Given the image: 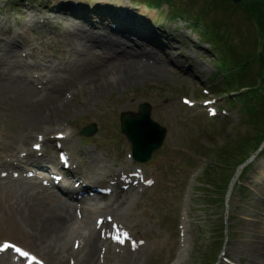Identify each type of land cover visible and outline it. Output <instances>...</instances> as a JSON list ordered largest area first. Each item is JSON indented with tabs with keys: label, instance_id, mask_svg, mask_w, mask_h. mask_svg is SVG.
Listing matches in <instances>:
<instances>
[{
	"label": "rangeland",
	"instance_id": "1",
	"mask_svg": "<svg viewBox=\"0 0 264 264\" xmlns=\"http://www.w3.org/2000/svg\"><path fill=\"white\" fill-rule=\"evenodd\" d=\"M73 1L80 3L77 11L80 17L69 18V15L57 12L60 16L47 26L44 10L53 0H0V54L7 56L13 52L17 68L27 71L28 80L25 89H0V173L19 174L2 166L3 160L13 150L20 156L23 154L20 151L26 147L29 151L39 147L32 146L36 142L34 138L43 140V130L50 129L53 124L30 128L27 119L31 114L40 119L41 114L45 116L43 119L48 118L43 112L61 100L58 105L62 107L65 103L67 106L61 116L55 114L54 118L59 121L54 124L58 123L60 127L47 130L50 133L46 137H53L56 143L47 144L45 155L60 163L62 151L58 144L63 141L66 143L62 146L67 145V155L73 163L72 170L78 172L80 179H90L92 188L99 185L98 182L106 181L113 191L111 187L116 186V181L122 185V179L129 178L143 187V190L138 189L137 199L123 215L127 235L122 239L121 249L108 261L98 264H222L226 252L235 263L252 261L253 256L246 257L249 254L242 253V249L248 238L261 242L258 227L264 225L261 223L264 220V149L258 152V146L252 142L258 128L240 113L241 106L237 105L236 99L241 94L236 91L242 83L250 85L253 82L250 78L256 73L259 76L261 61L259 66L254 63L257 72L252 68L247 71L248 66L237 71L236 61L239 58L243 63L252 61L255 56L264 60V36L260 39L255 26L261 24L264 33V1L235 5L219 0H172L173 5L182 6L187 14L184 19L174 22L168 21L172 18V9L168 5L151 12L140 5L143 0ZM99 3H108L113 10L123 6L131 13H144L151 29L156 21L161 22L163 31L168 29L176 39L175 43L164 37L159 41L158 35L156 43H162L164 47L167 43V51L148 46L165 64H170L169 71L155 67L154 72L158 75L147 74L122 91L99 97L91 95L95 89L93 85L97 83L86 87L83 78L95 61L94 55L107 60L113 52L88 43L90 52L87 50L81 57L74 58L70 44L78 41L68 36L71 29H66L65 23L90 29L85 20L93 17ZM65 9L67 13L68 9ZM31 14L36 16L34 20L38 24L28 23ZM120 14L114 10L108 14V19L117 21ZM148 15H153L155 20L150 21ZM206 28L212 31L216 46L202 40L200 32ZM109 40L112 39H104L105 44ZM259 41L260 47L256 46ZM177 47L181 48L183 59L180 55L174 57ZM75 49L81 53L84 50L77 46ZM14 51L20 52V56L16 57ZM174 61L181 68L173 65ZM223 61L226 69L221 71ZM243 78L247 81L242 82ZM227 79L232 82L228 83ZM56 86L64 87L60 96L52 92L59 88ZM145 103L152 106V119L167 130V137L151 162L141 165L132 159L131 145L120 132V116L137 113ZM92 126L96 128L92 137L80 135ZM245 141L248 145L243 150H249V161L235 168V161L228 158L238 157L242 150L240 145ZM90 155L107 168L108 172L99 180L87 171ZM223 162L229 165L223 167L220 165ZM34 175L27 179L45 178L41 176L44 175L42 172L37 174L39 176ZM2 178L0 175V247L11 244L23 248L37 257L39 264H75L62 258L59 261L38 248V233L23 220L26 213L16 209L15 196L4 188L6 182ZM99 188L108 191L104 185ZM90 195L101 204L107 202L101 201L93 192ZM92 217L95 219L96 214ZM256 222H260L258 227H255ZM262 250L257 264H264ZM14 260L18 261L16 255ZM18 263L25 264L23 261ZM77 264L88 263L80 261Z\"/></svg>",
	"mask_w": 264,
	"mask_h": 264
},
{
	"label": "bare ground",
	"instance_id": "2",
	"mask_svg": "<svg viewBox=\"0 0 264 264\" xmlns=\"http://www.w3.org/2000/svg\"><path fill=\"white\" fill-rule=\"evenodd\" d=\"M252 1L262 0H246L241 4L246 5V3ZM79 6L80 3L73 0H53L51 5L44 10V15L48 17L45 24L48 26L53 23L60 16L56 15L57 12L69 15V18L80 17L81 14H77ZM65 8L68 9L67 13ZM122 9L123 6L114 9L119 14L121 12V14L118 16L117 21L112 22L108 19V14L114 12L113 7L111 8L108 3H99L95 6L93 17L90 16L88 20H85L87 26H90L88 30L79 24L75 26L71 22H62L66 24V29H71L68 36L78 41L72 45L70 44L72 49L71 55H74V58L76 56L81 57L87 50L90 52L91 48L89 44H92V47L96 48L103 47L104 49L106 47L107 50L111 51L110 53L113 52V55L106 57L107 60L103 56L94 55L95 61L89 66L87 76L83 78V81H85L84 86L86 87L97 83V85H93L95 87L91 93L93 96L97 95L99 97L107 93L122 91L129 85H135L141 81L142 77H146L145 75L147 74L152 73L158 75L154 72L153 68L155 67L169 71L170 64H165L163 60L159 59L162 57L158 53H155V51L150 50L151 48L149 46L154 45L160 48L162 52H165L167 51L165 49L167 43L165 41V47L162 43H156L157 36H160L159 41H163L164 37L168 41L175 43L176 39L174 36L168 29L163 31L161 28H156L155 23L151 29L149 20L144 13H131L129 8ZM35 17L31 14L30 22L28 23L38 24V21L36 20L35 22L34 20ZM149 17L150 21L155 20L153 15H148ZM62 20L66 21L67 19L63 18ZM27 24L24 26H27ZM107 37L112 40H109L105 44L104 39ZM75 46L83 47L84 50H82V53L81 50L75 49ZM127 47L132 50H128ZM20 54V52H16L15 55L19 57ZM13 55V52H9L7 56H1L0 54V89L17 87L15 88L16 90H21L22 88L25 89L28 87V80L25 76L27 71L24 68H17L15 56L13 57ZM179 55L182 56L183 53L181 48L177 47L174 57L176 56L178 58ZM180 58L183 59L184 56ZM172 64L181 68L176 61L172 62ZM92 67L95 68L93 69ZM65 70L67 71L66 68ZM112 72L114 73L111 74ZM56 87L59 88L52 91L54 95L57 94L60 96L61 93H64L63 86ZM60 102L62 101H58V103ZM58 103L55 102L43 112L46 113L48 118L43 119L45 116L41 114L40 119L38 115L31 114L27 119V126L30 128H45L47 124H53L50 129L46 127L43 130L45 131L43 132V140L34 138L36 142L32 143V146L38 145L41 150L36 147L35 149L33 148L34 150L29 151L26 147L20 151V153H23L20 156L15 154L16 151L14 152L13 150L10 156L6 160H3L1 165L7 169L12 168L14 169V173L17 172L19 174L15 176L2 175L0 173V175L3 176L6 182L4 188L15 196L16 209L26 213L22 217L23 220H27L29 228L38 233V248L43 249L59 261H62V258L66 262L72 261L75 264L80 261L87 262L88 264H98L101 261L106 262L116 251L121 249V243L119 241L126 236V224L123 221V215L126 214V211L132 206L134 200L137 199L138 189L143 190V187L142 185L138 186L135 183V179L129 178L122 179V185L116 181V186L114 184L111 187L113 191H110V187L107 186L106 181L98 183L99 185H104L108 191H103L99 188V185L92 188L89 186L92 184L89 181L90 179L82 180L78 177V172L72 170L73 163H71L70 157L67 155V145L62 146L63 143H66L63 141L61 145L58 144V148L62 151L60 161H63V164L61 162L57 163L55 159H51V157L45 155V147L48 146L47 144L50 143L53 145L56 143L53 137H46L50 133L47 130L53 128L58 129L60 127L58 123L54 124L55 121H59L54 117L56 113H60L61 116L67 106L63 103L61 107ZM66 137L69 136L66 135ZM66 137L64 139L69 142L70 140ZM88 157H90L91 162L90 168L87 170L89 175L92 178L98 177V180L100 179L99 177H104L108 171L102 161L95 159L92 155ZM59 164H61L60 167L62 170L59 169ZM4 171L6 170H2L1 172ZM63 171H66L68 174ZM40 172L44 173V175H41L45 177L44 179L42 178L40 180L41 177L37 181L27 179L33 177V174L39 176L37 174ZM27 174L31 176H27ZM46 177L48 180H45L47 179ZM239 177L240 174L234 181L232 190L237 184ZM95 181L97 182V180ZM92 192L101 201L107 202L101 204L97 198L91 197L90 193ZM85 194L89 195V197L84 196ZM92 214H96L95 219H93ZM258 223L260 222L255 223V227L260 225ZM261 223L264 224V220ZM258 231L262 243L248 238L247 245L242 249V253L249 254L246 257L253 256L252 261H246L247 264H257L263 252L262 249L264 248L261 249L260 246L264 247V239H262L264 225L258 227ZM117 237H119V240ZM0 249H3L0 251V264H19L18 261H26L28 262L27 264H36L31 259L33 257L32 254L24 257L20 256L18 252L15 253L12 249H4L2 247ZM246 250L248 251L246 252ZM11 255H13V258ZM14 255L18 256V261L14 260ZM224 257L225 259H222V264H225V262L229 264L239 263L237 261L235 263L230 258L231 254L229 252H226Z\"/></svg>",
	"mask_w": 264,
	"mask_h": 264
},
{
	"label": "trees",
	"instance_id": "3",
	"mask_svg": "<svg viewBox=\"0 0 264 264\" xmlns=\"http://www.w3.org/2000/svg\"><path fill=\"white\" fill-rule=\"evenodd\" d=\"M174 2H172V0H144V4H146L147 7H149L150 9H154V8H161L162 5L164 4H169L170 8L172 9V13L173 14V18H178V17H183L182 15H187L186 12L181 9V7L175 6L173 5ZM220 3V2H219ZM264 5V3H263ZM189 15V14H188ZM256 23V21H255ZM259 24V23H258ZM257 30H258V34L260 36H264L263 33V28L262 25L259 24H255ZM212 31L210 29H207L205 31H203L202 37L206 40V43H210L213 44L214 46H216V42L213 39V37H211ZM260 47V41L258 44H256V46ZM264 56V55H263ZM263 59L260 58L259 56H255V58L252 59V61H246V62H241L240 58L236 61L237 63V71H243V68L245 66H248L247 71L252 68L254 70H258V68L256 69L255 65L258 63L259 66V61L260 62V69H259V76L256 73V76H252L250 79L253 81L250 85H247L246 83H242L239 87L240 89H238L237 91L240 92L241 89H247L246 93H242L241 95H239L238 97V102L240 103L241 107H242V111L245 113L247 118H250V122H252L255 127H257L258 129H256L255 133H254V137H253V141L255 143L256 146H258L257 151L260 149L261 145L264 142V60H260ZM224 62V61H223ZM255 63V65H254ZM224 65L222 66V69H226V62L223 63ZM241 68H240V67ZM257 66V67H258ZM243 74V73H242ZM243 77V75H242ZM243 81H247L244 78L242 79ZM257 139H260V141L256 142ZM248 142V141H247ZM248 144H246V141L244 143H242L240 146H242V150H240V155H238V157L232 156L230 158H228L229 160H234L235 161V168L243 165L249 155V150H243L244 146H246ZM242 151V152H241ZM225 160V159H224ZM222 164L223 167H227L229 165L228 162H223L220 163V165ZM237 166V167H236ZM212 172V170H211ZM209 175L212 173H208ZM212 178L214 177V175H210ZM230 178V177H229ZM228 178V179H229Z\"/></svg>",
	"mask_w": 264,
	"mask_h": 264
},
{
	"label": "water",
	"instance_id": "4",
	"mask_svg": "<svg viewBox=\"0 0 264 264\" xmlns=\"http://www.w3.org/2000/svg\"><path fill=\"white\" fill-rule=\"evenodd\" d=\"M241 4L246 0H220ZM121 132L127 137L132 145L133 158L142 164H147L152 160L155 152L159 151L166 140L167 130L162 128L152 119V107L143 104L139 107L138 113H124L121 115ZM95 127L83 131V135L92 136Z\"/></svg>",
	"mask_w": 264,
	"mask_h": 264
},
{
	"label": "snow or ice",
	"instance_id": "5",
	"mask_svg": "<svg viewBox=\"0 0 264 264\" xmlns=\"http://www.w3.org/2000/svg\"><path fill=\"white\" fill-rule=\"evenodd\" d=\"M125 235H127V233H125ZM117 239L119 240V237H117ZM120 243H123L122 240L119 241ZM4 249H9V248H13L16 252L20 253L21 256L24 257H28L29 253L26 251H23L22 249H20L19 247H16L15 245H11V244H5L3 246ZM3 249H0V251H2ZM32 260H35L36 258L33 256L31 257Z\"/></svg>",
	"mask_w": 264,
	"mask_h": 264
}]
</instances>
